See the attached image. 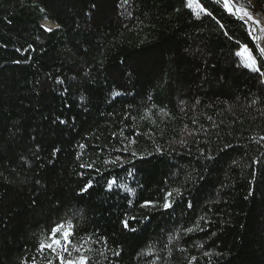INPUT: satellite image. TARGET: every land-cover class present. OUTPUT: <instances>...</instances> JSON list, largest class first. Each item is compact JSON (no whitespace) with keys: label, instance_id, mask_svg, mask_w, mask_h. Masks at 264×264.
<instances>
[{"label":"trees","instance_id":"trees-1","mask_svg":"<svg viewBox=\"0 0 264 264\" xmlns=\"http://www.w3.org/2000/svg\"><path fill=\"white\" fill-rule=\"evenodd\" d=\"M234 4L264 20V0ZM228 12L0 0V264H48L66 217L89 264H264V57Z\"/></svg>","mask_w":264,"mask_h":264},{"label":"snow or ice","instance_id":"snow-or-ice-1","mask_svg":"<svg viewBox=\"0 0 264 264\" xmlns=\"http://www.w3.org/2000/svg\"><path fill=\"white\" fill-rule=\"evenodd\" d=\"M235 2V0H234ZM225 3V9L228 7V0H224ZM235 12V8L232 9L231 12H228V15H233ZM209 17L213 15L212 12L206 13ZM254 23H259L258 21H254ZM44 27V26H42ZM59 27V26H57ZM221 30L224 35H227V29L224 28V25H220ZM50 28H45V31H51ZM262 52H264V49H261ZM14 63H20V61H14ZM261 67H264V64L261 65ZM254 71L259 72L260 68L254 69ZM60 83L61 81H57ZM134 143V141H133ZM133 156L136 155V153H132ZM118 163L121 165L123 164V161L120 160V158H117ZM81 167H84V165H81ZM88 167H91V165H88ZM125 172L127 175H133V172L125 169ZM40 181H37V184H39ZM117 184V178L115 176H111V178H105V185H106V191L111 192L113 190V187ZM93 187L92 183L89 182L86 185H84L81 190L80 194L83 195L85 192H88L89 189ZM173 195L172 192H166L165 199L163 203V208L165 211H168L169 209L175 210V204L178 203V201L170 200L169 197ZM177 195H180L179 192H177ZM152 204V202L147 201L145 202V206H148ZM189 208H192L193 205L191 203H188L187 205ZM203 219V217H201ZM123 228L128 229L130 231H135V229H132L130 227L129 221L127 219H123L120 221ZM76 225L73 223V218H64L59 220L58 222L54 223L52 227L50 228V231L47 235V242H40L39 247L37 251L41 254L48 252L51 253L52 259L48 260V264H53L54 261H57L58 264H89L90 257L83 254L81 251L82 246H77V244L74 243V237L76 235L75 233ZM192 228H185L184 232L185 234H188L192 232ZM104 244H107V237H101L100 238ZM79 253V255H73V253ZM116 256L120 255V251H115L113 253ZM205 255H208V253H205ZM25 264L27 262L25 261Z\"/></svg>","mask_w":264,"mask_h":264},{"label":"water","instance_id":"water-1","mask_svg":"<svg viewBox=\"0 0 264 264\" xmlns=\"http://www.w3.org/2000/svg\"><path fill=\"white\" fill-rule=\"evenodd\" d=\"M228 3L230 5V8L231 10L234 7V4H233V1L232 0H228ZM238 17L243 20L245 23H249L251 24V30H252V34H253V41L255 42L256 44V47H257V52L264 57V52L261 51V49H264V44H262L259 40V34H258V28H257V25L256 23H254V19H252L248 14H238L236 12V9H235V12Z\"/></svg>","mask_w":264,"mask_h":264},{"label":"rangeland","instance_id":"rangeland-1","mask_svg":"<svg viewBox=\"0 0 264 264\" xmlns=\"http://www.w3.org/2000/svg\"><path fill=\"white\" fill-rule=\"evenodd\" d=\"M188 2H189V4H194V0H188ZM234 4V3H233ZM235 7V6H234ZM235 9H236V12L237 13H240L241 11V8H239V7H235ZM244 12V11H243ZM241 14V13H240ZM245 14H247L246 13V11H245ZM253 15V16H252ZM252 15H249L251 18H253L254 19V21H258L259 23H256V25H257V28H258V34H259V38L260 39H262V41H260L262 44H264V20H263V17L261 16V15H254V14H252ZM45 25L46 26H50V25H53L51 22H45ZM259 39V40H260ZM243 56L245 57V59H246V61L249 63V64H251V60H250V57H249V54L246 52V51H243Z\"/></svg>","mask_w":264,"mask_h":264},{"label":"clouds","instance_id":"clouds-1","mask_svg":"<svg viewBox=\"0 0 264 264\" xmlns=\"http://www.w3.org/2000/svg\"><path fill=\"white\" fill-rule=\"evenodd\" d=\"M223 1V0H222Z\"/></svg>","mask_w":264,"mask_h":264}]
</instances>
